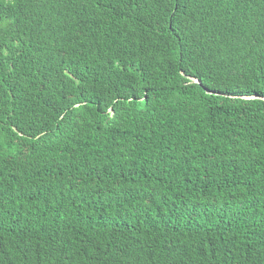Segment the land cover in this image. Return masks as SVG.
<instances>
[{
  "label": "trees",
  "instance_id": "1",
  "mask_svg": "<svg viewBox=\"0 0 264 264\" xmlns=\"http://www.w3.org/2000/svg\"><path fill=\"white\" fill-rule=\"evenodd\" d=\"M238 96L264 0H0V264H264Z\"/></svg>",
  "mask_w": 264,
  "mask_h": 264
},
{
  "label": "water",
  "instance_id": "2",
  "mask_svg": "<svg viewBox=\"0 0 264 264\" xmlns=\"http://www.w3.org/2000/svg\"><path fill=\"white\" fill-rule=\"evenodd\" d=\"M189 79H190L191 83L199 84V82L196 79H194V78H189ZM238 97L241 98V99H244V100L258 99V100H263L264 101V97H260V96H238Z\"/></svg>",
  "mask_w": 264,
  "mask_h": 264
}]
</instances>
